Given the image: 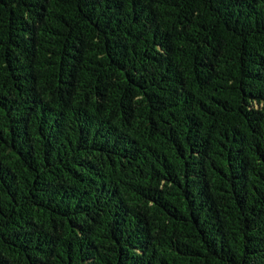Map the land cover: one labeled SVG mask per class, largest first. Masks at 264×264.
Returning <instances> with one entry per match:
<instances>
[{
	"label": "trees",
	"instance_id": "16d2710c",
	"mask_svg": "<svg viewBox=\"0 0 264 264\" xmlns=\"http://www.w3.org/2000/svg\"><path fill=\"white\" fill-rule=\"evenodd\" d=\"M0 264H264V0H0Z\"/></svg>",
	"mask_w": 264,
	"mask_h": 264
}]
</instances>
